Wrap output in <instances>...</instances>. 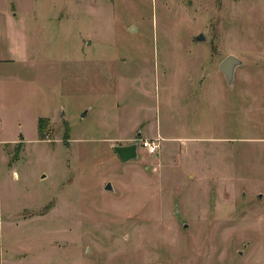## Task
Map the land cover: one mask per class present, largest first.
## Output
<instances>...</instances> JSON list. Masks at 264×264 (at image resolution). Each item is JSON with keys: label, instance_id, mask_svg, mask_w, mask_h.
Segmentation results:
<instances>
[{"label": "rangeland", "instance_id": "374dc122", "mask_svg": "<svg viewBox=\"0 0 264 264\" xmlns=\"http://www.w3.org/2000/svg\"><path fill=\"white\" fill-rule=\"evenodd\" d=\"M36 1L37 72L0 81V264H264V0Z\"/></svg>", "mask_w": 264, "mask_h": 264}, {"label": "crops", "instance_id": "0c3cea01", "mask_svg": "<svg viewBox=\"0 0 264 264\" xmlns=\"http://www.w3.org/2000/svg\"><path fill=\"white\" fill-rule=\"evenodd\" d=\"M36 2V0H0V81L1 79L6 81L7 72L16 75L19 71V74L29 73L30 76L32 71L37 72L36 52H34L36 36L33 33L38 17L41 14L43 16L47 10L36 7L34 5ZM39 2L42 3V0ZM76 6L75 0H63L57 9L60 13L57 20L61 23L66 21L67 24V17ZM28 75L20 81L29 89L34 85L31 83L33 79ZM14 90L16 91L15 87Z\"/></svg>", "mask_w": 264, "mask_h": 264}, {"label": "water", "instance_id": "95a60500", "mask_svg": "<svg viewBox=\"0 0 264 264\" xmlns=\"http://www.w3.org/2000/svg\"><path fill=\"white\" fill-rule=\"evenodd\" d=\"M134 30V29H133ZM198 40L205 41V38L203 35H200L198 37ZM243 64V61H240L236 56L229 55L225 57V59L222 61L220 65V71L223 74V76L227 79V83L229 85H232L235 79V71L238 67H241ZM114 151L116 155L121 158L125 162L134 161L138 157V143H134V145L130 146H117L114 148ZM106 190H112V187L110 184H107L105 187Z\"/></svg>", "mask_w": 264, "mask_h": 264}, {"label": "built area", "instance_id": "2783aa9c", "mask_svg": "<svg viewBox=\"0 0 264 264\" xmlns=\"http://www.w3.org/2000/svg\"><path fill=\"white\" fill-rule=\"evenodd\" d=\"M140 147L145 150L149 155L150 154H155L158 153L159 151V143L153 140L146 141V140H141L140 141Z\"/></svg>", "mask_w": 264, "mask_h": 264}, {"label": "trees", "instance_id": "16d2710c", "mask_svg": "<svg viewBox=\"0 0 264 264\" xmlns=\"http://www.w3.org/2000/svg\"><path fill=\"white\" fill-rule=\"evenodd\" d=\"M47 119L45 118H40V120L38 121V129L39 132L42 133L44 131L43 127L47 125Z\"/></svg>", "mask_w": 264, "mask_h": 264}]
</instances>
